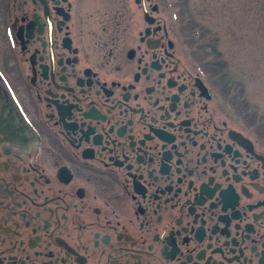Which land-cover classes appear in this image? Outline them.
Instances as JSON below:
<instances>
[{
    "label": "flooded vegetation",
    "instance_id": "1",
    "mask_svg": "<svg viewBox=\"0 0 264 264\" xmlns=\"http://www.w3.org/2000/svg\"><path fill=\"white\" fill-rule=\"evenodd\" d=\"M159 9L0 0V264H264V122Z\"/></svg>",
    "mask_w": 264,
    "mask_h": 264
},
{
    "label": "rangeland",
    "instance_id": "2",
    "mask_svg": "<svg viewBox=\"0 0 264 264\" xmlns=\"http://www.w3.org/2000/svg\"><path fill=\"white\" fill-rule=\"evenodd\" d=\"M186 53L218 62L240 114L264 122V0H158ZM193 54V55H192Z\"/></svg>",
    "mask_w": 264,
    "mask_h": 264
}]
</instances>
